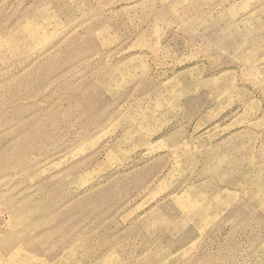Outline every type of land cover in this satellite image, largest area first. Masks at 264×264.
I'll return each instance as SVG.
<instances>
[{"label": "rangeland", "instance_id": "374dc122", "mask_svg": "<svg viewBox=\"0 0 264 264\" xmlns=\"http://www.w3.org/2000/svg\"><path fill=\"white\" fill-rule=\"evenodd\" d=\"M0 264H264V0H0Z\"/></svg>", "mask_w": 264, "mask_h": 264}]
</instances>
